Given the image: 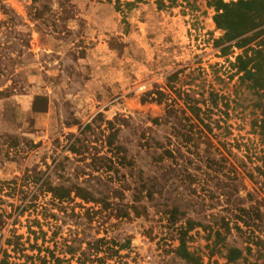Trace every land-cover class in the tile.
<instances>
[{"label": "rangeland", "instance_id": "374dc122", "mask_svg": "<svg viewBox=\"0 0 264 264\" xmlns=\"http://www.w3.org/2000/svg\"><path fill=\"white\" fill-rule=\"evenodd\" d=\"M164 2L163 7L156 0L140 2L125 7L124 14L107 0H0V257L7 248L13 264H32L23 254L37 255L32 245L39 226L42 254L46 247L61 254L64 240L83 232L79 213L94 203L76 198L62 207L53 201L50 186L85 183L97 196H109L113 207L131 205L139 167L150 171L142 140L183 141L173 136L174 126L186 118L198 122L188 105L193 98L222 127L204 131V159L195 156L189 163L201 184L178 183L169 202L180 203L187 217L207 225H197L189 243L202 264L244 263L242 257L236 262L225 257L224 242L215 234L220 215L251 235L233 228L227 243L242 249L251 243L253 254L246 249L243 254L263 264L264 219L246 225L239 218L246 214L236 210V205L254 206L264 216V113L253 106L258 96L239 85L237 75L231 77L240 50L224 52V45H217L223 30L209 0ZM212 91L230 96L229 107L218 97L213 108ZM117 129V142L109 145L108 136ZM116 144L128 150L132 164L120 161ZM94 157H107L118 172H98ZM208 158L224 161L214 165ZM89 173L94 177L88 182ZM110 180L107 190L103 183ZM120 186L124 193H115ZM139 202L147 215L100 213L103 223H95V216L86 238L102 236L105 229L117 240L131 237L133 248L110 262L186 264L170 251L178 244L177 227L163 213V198L157 193ZM13 234L21 236L14 240L24 253L5 244Z\"/></svg>", "mask_w": 264, "mask_h": 264}, {"label": "trees", "instance_id": "16d2710c", "mask_svg": "<svg viewBox=\"0 0 264 264\" xmlns=\"http://www.w3.org/2000/svg\"><path fill=\"white\" fill-rule=\"evenodd\" d=\"M107 1L113 2L117 10L127 14L124 10L125 7L131 10L140 2L147 0ZM168 1H171L170 5H172L175 0ZM156 2L160 7L165 6L164 0H156ZM209 4L215 9L213 18L216 26L223 30V35L216 41L217 45H224L222 47L224 52H228L233 48L240 50V52L236 54L234 62H231L232 66L236 69L235 73L231 74V77L237 75L238 80H240L239 85H245V88L251 92V94H256L258 96L253 106L258 108L261 107L264 113V0H209ZM210 94L214 96L213 108L218 107V97L226 99V106L229 107L230 96L224 94L219 96L218 93L214 91ZM190 100L191 104H188L190 111L198 122L186 118L185 122H179L180 124L178 126H174L176 131L173 136L181 135L183 141L179 140V143H175L170 137H168L166 141L159 140L156 144L147 139L142 140L141 147H144L146 152H148L147 154L150 155V161L146 164L150 171L139 167L138 176L135 180L134 201L131 205H125L127 207H118V205L113 207L114 204L109 196H97V191L92 190L90 186H86L85 183H75L69 188L64 186H50L49 190L52 193L53 201L56 202L57 205H62V207L65 202L72 201L76 198L81 199L84 203H94L93 207H84V213H79L85 224L83 232L75 234L74 238H66L63 243L64 247L62 246L61 249V254H57L54 249H50V247H46L44 250L45 254L41 253L43 246L42 244H38L39 236L37 235L39 233H44L41 226H39L41 229L39 233L33 231L36 236L32 247L38 248L37 255H26L24 253V248L18 247L19 242H17V240L19 241V239H21L20 235L13 234L8 237L5 241L7 247L13 245L16 251L23 252V255L26 256L27 259H31L32 264H36L37 260H39L41 264H72L74 259H76L77 264H126L127 262L123 260H119V262L118 260H114L113 262L109 260H113L114 256L118 258L122 257L123 255L120 254L121 250L133 248L131 237H124L123 240H117V238L109 235L110 232L108 229H105L102 236H92L87 239V231L93 225L94 217L106 211H109V213L115 211L117 218L121 216L131 218V211L135 216H141L142 213L147 215L149 212L148 208L147 206L141 205L139 199L144 198L153 200L155 194L158 193L160 197L163 198V202H161L162 205L166 206L163 210L164 215L168 217L167 219L172 226L177 227V236L175 239L178 244L177 246L170 245V251H173V258L183 260L186 264H202L203 258L197 255L195 250L190 249L189 243L194 239L191 232L196 226L207 225L194 217H187V211L181 207V204L169 202L170 196L168 197L167 195L172 194V190L176 191L174 188L178 186V183L181 185L186 182L191 185L196 183L194 184L195 187L201 184V178L197 174L189 172V163L193 165L195 156L198 157L200 161L204 159L202 154L203 150L200 146L201 143H208L204 131L207 130L211 132L214 126L218 128L222 126L219 120H215L213 123L210 116L209 118H207L208 115L207 117L205 116V114L210 112V109L205 112L197 104L196 99L191 98ZM172 113V110L168 111V115ZM156 123H159V121L156 120ZM89 127L90 124H87L84 129ZM118 132L119 129L110 133L108 136L109 145H114L117 142L116 137ZM115 147L117 153H119V155L122 154L119 158L122 163L128 161V163L132 164L134 162V160L130 161L128 156H126L128 150L122 145L116 144ZM75 149L74 147V151L77 152L78 150ZM106 160H108L107 157H94L92 163L98 166L93 167L98 170V172L101 170L107 172L109 170H116L118 172V167H116L114 163L106 162ZM207 160L211 164L220 165L222 161H224V158L218 160L215 158H208ZM102 167H105V169ZM199 167L201 169V166ZM92 177H94L93 173H89V177L86 178V181L89 182ZM109 177L110 176H108V178ZM100 178L103 177H98L99 181ZM103 185L107 190H110L112 188L110 186L112 185V181H106ZM231 189L235 190L236 188L232 185ZM122 191L124 193L121 186L115 189V193L123 194ZM208 192L214 197L212 191ZM228 194H232V191H229ZM97 204L100 205V208L96 209ZM236 210L246 214L245 218L239 215V218L245 219L244 222L246 225H251V223L255 225L256 219H258L259 223L264 219L261 210L254 206L242 207L236 205ZM52 215L56 214L52 212ZM100 218V216H97L95 223L99 221V225H101L103 221L101 223ZM218 225L219 228L215 231V234L224 242L223 245L227 250L225 257L229 262H236L242 257L243 264H261L257 260L254 262L249 261L248 256L243 254L244 249L250 254L253 252V245L251 243L243 249L235 244L227 243L229 235L233 233V228L247 236L251 235L246 234L247 232L238 224L232 226L231 220L226 216L220 215ZM54 235H56V232ZM54 237L55 236L51 239ZM262 244L263 241L259 237V245ZM1 251L2 257H0V264H13V261L10 260L12 255L9 250L4 248ZM260 256L264 257V253L262 252ZM262 263L264 264V262Z\"/></svg>", "mask_w": 264, "mask_h": 264}]
</instances>
